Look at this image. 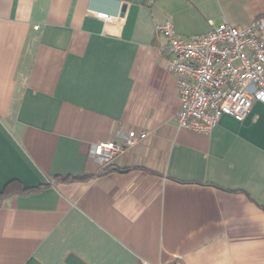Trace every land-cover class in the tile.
Instances as JSON below:
<instances>
[{
    "label": "crops",
    "instance_id": "crops-1",
    "mask_svg": "<svg viewBox=\"0 0 264 264\" xmlns=\"http://www.w3.org/2000/svg\"><path fill=\"white\" fill-rule=\"evenodd\" d=\"M260 18L264 0H0V264H264V103L178 128L155 32ZM129 131L147 136L98 175L91 147Z\"/></svg>",
    "mask_w": 264,
    "mask_h": 264
},
{
    "label": "built area",
    "instance_id": "built-area-1",
    "mask_svg": "<svg viewBox=\"0 0 264 264\" xmlns=\"http://www.w3.org/2000/svg\"><path fill=\"white\" fill-rule=\"evenodd\" d=\"M263 31V18L244 28L224 22L187 38L175 33L170 20L155 26V32L165 40L166 68L178 93V128L207 135L222 116L242 122L253 103H264ZM146 136L144 131H129L120 141L93 145L89 156L98 166L106 167Z\"/></svg>",
    "mask_w": 264,
    "mask_h": 264
},
{
    "label": "trees",
    "instance_id": "trees-1",
    "mask_svg": "<svg viewBox=\"0 0 264 264\" xmlns=\"http://www.w3.org/2000/svg\"><path fill=\"white\" fill-rule=\"evenodd\" d=\"M113 170H116V169H114L113 166H111V165H108L106 167H100L98 175H103V174L109 173V172H111ZM89 179H91V177H86V176L64 177V178H56L55 179V183H64L65 184V183H72V182H86ZM2 195L3 194H0V197Z\"/></svg>",
    "mask_w": 264,
    "mask_h": 264
}]
</instances>
